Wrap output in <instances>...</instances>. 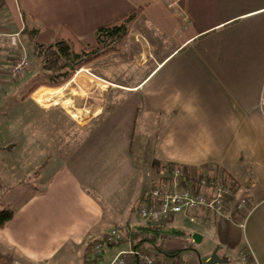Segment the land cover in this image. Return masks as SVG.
Segmentation results:
<instances>
[{
	"label": "crops",
	"instance_id": "1",
	"mask_svg": "<svg viewBox=\"0 0 264 264\" xmlns=\"http://www.w3.org/2000/svg\"><path fill=\"white\" fill-rule=\"evenodd\" d=\"M137 9L142 14L121 52L91 66L111 95L99 97L82 122L60 108L75 123V136L57 129V116L43 130L30 129L26 146L0 143V211L14 214L0 227V255L12 264H96L89 261L92 245L111 231L153 227L159 250L136 247L126 236L101 260L109 264L147 245L158 264H204L219 246L229 262L247 251L254 264H264V0H0V28L19 34L20 43L1 49L0 102L18 86L31 87L7 73L20 54L27 56V45L54 43L62 28L93 45L98 28ZM120 73L128 83L113 79ZM54 90L22 99L40 111L59 109L58 102L41 107ZM112 90L120 95L113 98ZM138 119L140 131L156 123L138 144L142 163L133 152ZM166 165L216 170L235 184L233 205L249 200L245 228L230 224L240 229L234 252L220 250L227 245L215 237L228 232L229 222L211 213L171 215L156 224L139 217L146 193L164 183ZM129 264L138 262L132 257Z\"/></svg>",
	"mask_w": 264,
	"mask_h": 264
},
{
	"label": "rangeland",
	"instance_id": "2",
	"mask_svg": "<svg viewBox=\"0 0 264 264\" xmlns=\"http://www.w3.org/2000/svg\"><path fill=\"white\" fill-rule=\"evenodd\" d=\"M46 45H49V44H46ZM34 47L35 46L30 47V44L26 46L27 57H28V60L31 62V68L22 77H20L17 80H13L12 78H10L11 81L23 82L24 80H27V81L29 80L31 87L36 83L51 81L48 73L43 69L42 60L37 58ZM18 58L16 60H18ZM92 64L78 71L68 83L64 84L61 87H58L61 90L59 93L54 94V96L51 98V100L48 103L49 106H47V104L45 106H41L42 108H49L52 106H56L54 103L58 102L57 107L59 109H52L50 111H40L38 109H35L33 105L30 104V102L22 99L23 95L27 94L31 87L26 88L25 85H23V86H18L15 89H13L12 94L8 95L6 99H3L0 102V118H1L0 120V143H9L11 141L15 143L16 145L26 146L29 144L28 131L30 129H34L37 131L43 130L45 128V121L50 118H53V120L55 121L57 119V116H59L58 118L59 120H62V121L57 122L58 123L57 124L58 126H56L57 129L59 128L67 129L69 131H72L73 136H75L76 135L75 132L77 131V127L75 123H73L71 120L66 119L64 115H62L61 117L60 108H65V110L68 111L72 117L73 115L76 116V117H73L75 118L76 121L82 122V120L87 119L93 115L96 108L98 107L99 97H101L102 95L103 96L111 95V93L104 94L103 89H104V86H107V82L96 79L93 76L92 73L94 71V68H91ZM100 66L101 68L103 67L107 68L109 64L108 62H106V63L100 64ZM113 79L119 83L129 82V80H127L125 78V75H123L122 73L114 74ZM97 84H101V85L98 86ZM58 88H50L48 86H41L38 88L39 92L36 94V97L38 99L43 95L44 92L50 91L52 89L56 90ZM119 95L120 94L116 93V91L112 90L113 98ZM30 100L34 105H36L33 99H30ZM139 117H141V115H139ZM140 120L138 119L136 123V131H135L134 144H133L134 156H138L136 157L138 159L137 160L138 163L143 162L141 158L139 157L138 153H136L138 144L140 145V143L146 142L148 140V137L151 136V134L155 133L154 131L156 129V123H154L153 121L154 120L155 122L157 121L155 118L153 121L150 120V122H152V125L154 123V126H151V132H150L148 130L149 128L147 129L145 128L144 131H140L141 129ZM100 123L96 122L95 127L101 126L102 124ZM140 133H142V135H140ZM113 134H114V130H112V136ZM73 136L71 140L73 139V141H75L76 138ZM43 143L44 142L42 141V144ZM212 171L216 172V170H207L206 172L200 171L199 175H205ZM218 175L222 178H226L223 174L218 173ZM141 208H142L141 205L137 207L138 209L137 212L139 214V217H140ZM227 224H228L227 225L228 232H226V234L223 233V234L216 235L215 241L219 240L220 242L225 243V245H227L226 248L220 249L221 251H224L226 249L227 251L234 252L235 248L239 246V243L241 241L240 235H239L240 229L230 225V223H227ZM143 249L147 250L148 252L152 251L153 254L155 252L151 246L149 248L146 245V247L144 246ZM238 261L242 264V256L240 257V259H238ZM239 262H237L236 259H233L230 262L225 263V264H239Z\"/></svg>",
	"mask_w": 264,
	"mask_h": 264
},
{
	"label": "built area",
	"instance_id": "3",
	"mask_svg": "<svg viewBox=\"0 0 264 264\" xmlns=\"http://www.w3.org/2000/svg\"><path fill=\"white\" fill-rule=\"evenodd\" d=\"M6 43L14 47L20 46L19 34L8 35L0 28V54ZM2 67L0 56V72ZM30 68L31 62L23 52L18 60L7 66V73L10 78L17 80ZM160 175L166 180L146 193L144 206L140 209V218L143 221L156 224L171 215H186L193 211H203L234 226L245 228L253 208L247 198H239L233 205L235 184L232 180L222 178L212 171L205 175H198L194 181L192 175L180 166H172L170 170L168 167H162ZM127 234L128 232L123 233L116 229L111 231L102 243L95 246L89 261L106 264L101 260L104 249L123 241ZM132 257L138 264H158L150 252L143 248L121 253L109 264H129ZM248 261V257L243 255L242 264H250Z\"/></svg>",
	"mask_w": 264,
	"mask_h": 264
},
{
	"label": "trees",
	"instance_id": "4",
	"mask_svg": "<svg viewBox=\"0 0 264 264\" xmlns=\"http://www.w3.org/2000/svg\"><path fill=\"white\" fill-rule=\"evenodd\" d=\"M141 14L142 10L137 9L113 23L98 28L93 35L94 43L90 46L85 45L65 28L59 31L58 38L54 43L49 45L35 43V54L37 58L42 60L43 69L48 73L51 81L34 84L24 99L31 96L41 86L50 88L61 87L68 83L81 69L108 55L120 53L132 26ZM166 167L169 170L172 168L170 165H166ZM186 171L192 175L194 181L199 175L197 170ZM13 215V212L9 210L0 211V227L10 222ZM159 232L153 227L133 228L129 230L127 236L134 240L136 247L149 243L152 247L159 250L157 244V238L160 236ZM92 246L95 247L96 245L93 244ZM243 255L248 257L250 264L253 263V258L247 251H244ZM0 264H12V262L9 258L0 255Z\"/></svg>",
	"mask_w": 264,
	"mask_h": 264
},
{
	"label": "water",
	"instance_id": "5",
	"mask_svg": "<svg viewBox=\"0 0 264 264\" xmlns=\"http://www.w3.org/2000/svg\"><path fill=\"white\" fill-rule=\"evenodd\" d=\"M193 239H194V242L197 244H200L202 242V236L199 234H194ZM218 251H219V247H217L213 251L210 259L204 264H225V263H228L229 262L228 258H226V257L221 258L218 254Z\"/></svg>",
	"mask_w": 264,
	"mask_h": 264
},
{
	"label": "bare ground",
	"instance_id": "6",
	"mask_svg": "<svg viewBox=\"0 0 264 264\" xmlns=\"http://www.w3.org/2000/svg\"><path fill=\"white\" fill-rule=\"evenodd\" d=\"M59 92H60V90H58V89L53 91L54 94L59 93Z\"/></svg>",
	"mask_w": 264,
	"mask_h": 264
}]
</instances>
